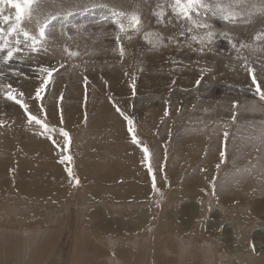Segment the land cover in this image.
Returning <instances> with one entry per match:
<instances>
[{
    "label": "rangeland",
    "instance_id": "374dc122",
    "mask_svg": "<svg viewBox=\"0 0 264 264\" xmlns=\"http://www.w3.org/2000/svg\"><path fill=\"white\" fill-rule=\"evenodd\" d=\"M142 1L35 0L22 26L38 35L47 21L46 38L36 51L21 44L10 61L0 53V163L15 166L0 165V264H106L97 228L83 237L85 166L139 174L144 160L155 222L188 205L196 209L188 221L205 225L204 235L193 227L155 237L156 264H264V213H256L264 208V100L252 79L254 70L264 82V40L255 39L264 33V0H204L212 10L194 19L207 29L177 16L174 0ZM217 4L238 13L235 22L213 15ZM3 7L7 31L16 10ZM133 15L139 30L128 27ZM208 31L212 42L201 43ZM6 38L15 46V36ZM45 68L57 71L48 77ZM29 113L48 128L29 123ZM213 215L223 225L218 237ZM180 216L173 219L185 226Z\"/></svg>",
    "mask_w": 264,
    "mask_h": 264
},
{
    "label": "crops",
    "instance_id": "0c3cea01",
    "mask_svg": "<svg viewBox=\"0 0 264 264\" xmlns=\"http://www.w3.org/2000/svg\"><path fill=\"white\" fill-rule=\"evenodd\" d=\"M145 158H147V154ZM93 162H87V168L85 166L84 169L87 173L84 174V177L82 173L81 186L85 187L89 197L81 201L86 205L87 217V220H82L81 227L84 229L83 237H87L88 228H97L94 233L96 235L92 237L100 246H103L106 264H110V262L113 264H136L135 259L139 258L144 259V264H156L155 237L166 236L168 229L177 236L186 234L194 227L192 231L195 234L199 232L204 235L205 225L200 223L199 227L193 226L188 221L190 216H196V209L188 205L182 206L177 211V215H174L176 217L184 216L182 223L185 226H181V221L173 219L174 216L167 217L168 214L159 222H155L152 213L154 208L149 207L150 198L153 197L151 186L153 181L149 176L146 160L140 162L141 166L138 168L142 172L139 174L124 167L121 168L123 171L118 173L117 171L104 173L99 171L98 166ZM212 220L211 222L215 221L216 224H212L213 229L210 232L218 236L220 228L222 229V225H219L218 228L221 218L213 215ZM89 233H91L90 229ZM113 246L117 249H113ZM112 249L114 257L111 254ZM101 258L103 257L101 256Z\"/></svg>",
    "mask_w": 264,
    "mask_h": 264
},
{
    "label": "snow or ice",
    "instance_id": "6c2138e0",
    "mask_svg": "<svg viewBox=\"0 0 264 264\" xmlns=\"http://www.w3.org/2000/svg\"><path fill=\"white\" fill-rule=\"evenodd\" d=\"M35 3V0H0V20L3 21L4 24H9L10 21H12V17L8 15H3L4 13V7L3 5H10L12 8L16 10L15 12V21L14 23H11L10 26L8 27L7 31H5L4 27H0V53H4L6 50V56L3 57L5 61H10L13 59L14 55L18 52L22 51V48L20 47L21 44H26L27 47L31 48L33 51L38 50L37 45H39L43 39L46 38V28H47V21L43 23V25L39 28L38 35H34L30 33L28 30H26L22 24L26 16L30 17L32 8L31 6ZM201 8H205L208 10H212L211 6L206 4L204 0H174V4L172 6V11L176 13L178 16H180L183 19H186L190 21L193 25H195L197 28H205L207 29L209 26L207 24L201 23L197 19H194V14L195 15H200L199 10ZM217 13L221 14L223 16V19L229 20L231 22H235L236 17L239 15L236 12H233L230 10V7H220L219 4L216 6V10L212 11L213 15H216ZM164 12L161 11L158 15L161 17L164 16ZM119 23V22H118ZM141 21L138 16L133 15L130 18L129 21V28H133L136 30H139L138 26L140 25ZM119 28L121 32H126L127 29L124 24H119ZM23 36V40H21L19 37ZM10 36H15V46H9V40L6 37ZM195 39V37H193ZM255 39L257 41L264 40V33H259L256 35ZM117 40H119V36H117ZM213 40V33L211 31L206 32L204 37L201 39V43L208 42L211 43ZM236 45L234 44L233 47ZM241 48L243 47H250V45H245L241 44ZM69 55L71 56H76L78 53L76 52H69ZM120 55H124V49L123 46L120 47ZM63 67V65H61ZM44 72L47 73L48 77H51L53 72L57 71L55 68H45L43 69ZM86 79V78H85ZM253 83L256 84L257 92L261 98V100H264V90L261 89V84L264 82H257L254 70H253V75H252ZM43 85H46L48 83V80L45 79L43 82ZM199 84V81H197ZM9 88L11 87L10 85L8 86ZM133 85V89H134ZM44 87L41 86L38 88L35 92V97L36 99H42L41 93L44 92ZM22 95V93H21ZM8 99L15 100L17 103H21V101L17 100L15 96L11 94V92L7 93ZM25 111L27 112L28 106L26 104L23 105ZM117 111L120 112V109L117 108ZM122 116H124L123 112H120ZM125 120L128 121L129 124V131H132V123L133 121L129 119L127 116H124ZM29 123L35 121L37 124H41L45 129L48 128L46 124L43 123L42 120L38 119L36 116L31 115L29 113L28 116ZM62 131V135L64 137H68V132ZM225 136V142L227 140L228 133H224ZM135 142V137L133 138ZM55 143V141H53ZM144 152L147 153L148 149L145 147ZM221 156H224V153H221ZM67 159L71 160V157H67ZM64 161L61 160V163ZM219 167V165H217ZM68 175L69 177H73L72 170L69 168L68 170ZM149 171H151V168H149ZM75 183L78 185L79 184V179H75ZM153 184L155 186V181H153ZM215 191V186L213 185V193ZM222 230V229H221ZM253 251L255 250V245H252Z\"/></svg>",
    "mask_w": 264,
    "mask_h": 264
},
{
    "label": "bare ground",
    "instance_id": "6f19581e",
    "mask_svg": "<svg viewBox=\"0 0 264 264\" xmlns=\"http://www.w3.org/2000/svg\"><path fill=\"white\" fill-rule=\"evenodd\" d=\"M143 1L145 2V0H143ZM143 1H142V2H143ZM170 1H171V0H170ZM164 4H165V3H164ZM177 16H178V15H177ZM177 20H179V19H177ZM172 21H173V20H172ZM198 21H199V20H198ZM200 22H201V21H200ZM210 23H211V22H210ZM214 24H215V23H214ZM215 25H216V24H215ZM160 26H161V25H160ZM194 26H195V25H194ZM212 27H213V26H212ZM213 28H214V27H213ZM213 28H212V29H213ZM217 28H218V27H217ZM166 29H167V27H166ZM172 29H173V28H172ZM218 29H219V28H218ZM150 30H151V29H150ZM170 32H171V31H170ZM179 32H180V31H179ZM215 32H216V31H215ZM150 34H151V33H150ZM152 35H153V34H152ZM155 35H156V34H155ZM155 35H153V36H155ZM164 35H165V34H164ZM175 35H176V34H175ZM147 38H148V37H147ZM153 38H155V37H153ZM154 40H155V39H154ZM152 41H153V40H152ZM38 54H39V53H38ZM33 55H34V54H32V56H33ZM35 55H36V54H35ZM35 55H34V56H35ZM159 66H160V65H159ZM156 67H157V66H156ZM154 68H155V66H154ZM158 72L161 73L162 71H158ZM162 74H163V73H161V75H162ZM151 75H152V74H151ZM155 75H156V74H155ZM155 75H154V76H155ZM158 75H159V74H158ZM159 76H160V75H159ZM170 76H171V75H170ZM156 77H157V76H156ZM154 78H155V77H154ZM157 78H159V77H157ZM157 78H156V79H157ZM163 78H164V77H163ZM163 78H162L163 81H162L161 79H159V80H160L161 82H164V79H163ZM156 79H154V80H156ZM154 80H153V81H154ZM148 82H149V81H148ZM160 86H161V85H160ZM160 86H157V87L160 88ZM11 89H12V88H11ZM139 107H140V106H139ZM157 108H158V107H157ZM75 109H76V108H75ZM75 109H71L70 112L73 113ZM127 109H128V108H127ZM152 112H153V111H152ZM157 112H158V111H157ZM161 112H162V111H161ZM154 114H155V113H154ZM152 115H153V114H152ZM50 116L55 117L54 114H50ZM114 120H115V119H114ZM152 120H153V118H152ZM92 124H93V123H92ZM112 125H113V124H112ZM109 127H110V126H109ZM100 128H101V127H100ZM123 136H124V135H123ZM119 137H120V136H119ZM122 139H123V138H122ZM122 141H123V140H122ZM5 163H7V164L9 165L8 168H9V167H14V169H15V166L12 165V164H9V162H7V161H2V162L0 163V165H4V167H5ZM23 166H24V165H23ZM1 167H2V166H1ZM5 168H6V167H5ZM8 168H7V169H8ZM86 168H87V166H86ZM2 169H3V168H1V170H2ZM7 169H6V170H7ZM9 169H10V170H13V169H11V168H9ZM6 170H4V171H6ZM14 172H15V171H14ZM7 174H9L8 171H7ZM10 174H11V173H10ZM109 176H112V175H109ZM18 182H19V181H18ZM18 182H17V184H18ZM19 183H21V182H19ZM21 184H23V182H22ZM21 184H18L19 189H21V186H22ZM8 185H9V184H8ZM28 185H29V184H28ZM28 185H27V187H26V186H23L22 189H23L24 191H25V190H28ZM22 189H21V190H22ZM31 195H32V194H31ZM186 200H187V199H186ZM220 213H221V212H220ZM256 213L263 214V213H264V208H260L259 210L256 211ZM216 215H217V214H216ZM215 217H216V216H215ZM258 224H259L261 227L264 226V222H263V223H262V222H258ZM259 225H258V226H259ZM260 226H259V227H260ZM222 227H223V225H222ZM225 227H226V226H224V228H225ZM164 229H165V228H164ZM221 231H222V230H221ZM228 232H229V231H228ZM218 236H220V234H219ZM218 236H217V237H218ZM223 236H224V235H223ZM221 237H222V236H221ZM222 238H223V237H222ZM224 238H225V237H224ZM232 241H233V240H232ZM228 242H229V241H227L226 243H228ZM233 243H235V241H233ZM233 243H232V244H233ZM24 258H25V257H24ZM24 260H25V259H24ZM21 261H22V259H21ZM210 261H211V260H210ZM209 264H210V262H209Z\"/></svg>",
    "mask_w": 264,
    "mask_h": 264
}]
</instances>
